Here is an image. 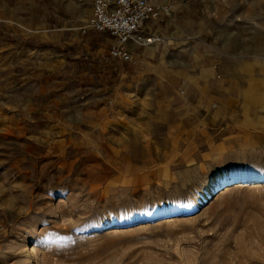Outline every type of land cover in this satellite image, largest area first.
Masks as SVG:
<instances>
[{"label":"rangeland","instance_id":"374dc122","mask_svg":"<svg viewBox=\"0 0 264 264\" xmlns=\"http://www.w3.org/2000/svg\"><path fill=\"white\" fill-rule=\"evenodd\" d=\"M153 1L172 14L169 3ZM89 4L93 0H0V264H264V136L216 160L177 159L169 167L155 150L156 164L136 176L135 154L105 157L98 143L90 153L50 145L37 157L19 127H1L10 121V43H28L36 56L64 23L86 36ZM75 45L60 50L78 56V71L47 70L42 82L69 80L81 98L90 59L83 44ZM103 61L121 60L109 51ZM126 63L145 68L138 60ZM14 85L13 91L21 89ZM40 115L28 118L36 123ZM74 123L68 121L71 134L87 132ZM95 131L101 138L102 127ZM121 157L126 169L120 172Z\"/></svg>","mask_w":264,"mask_h":264},{"label":"crops","instance_id":"0c3cea01","mask_svg":"<svg viewBox=\"0 0 264 264\" xmlns=\"http://www.w3.org/2000/svg\"><path fill=\"white\" fill-rule=\"evenodd\" d=\"M164 1L172 6L171 16L150 21L141 40L128 44L144 62L142 70L121 61L106 65L115 39L96 30L81 36L65 23L50 32V45L36 56L28 43H10V121L1 127H19L37 157L50 145L66 153L86 147L90 153L98 143L105 157L135 154L136 176L156 164L155 150L169 167L177 159L216 160L264 136V0ZM88 6L85 21L92 15ZM150 35L163 40L147 43ZM67 43L83 44L89 54L81 98L69 80L42 82L47 70L66 69L69 76L78 71V56L60 50ZM14 84L21 89L13 91ZM64 104L69 111L58 107ZM36 111L41 117L32 123L28 117ZM68 121L87 132L71 134ZM100 126L103 135L97 138Z\"/></svg>","mask_w":264,"mask_h":264},{"label":"built area","instance_id":"2783aa9c","mask_svg":"<svg viewBox=\"0 0 264 264\" xmlns=\"http://www.w3.org/2000/svg\"><path fill=\"white\" fill-rule=\"evenodd\" d=\"M168 5L153 0H93L92 15L83 26L84 32L96 30L107 32L114 39L110 48V58L136 63L128 44L133 39L141 40L139 34L150 21H159L170 16ZM160 37L150 35L147 43L160 41Z\"/></svg>","mask_w":264,"mask_h":264},{"label":"bare ground","instance_id":"6f19581e","mask_svg":"<svg viewBox=\"0 0 264 264\" xmlns=\"http://www.w3.org/2000/svg\"><path fill=\"white\" fill-rule=\"evenodd\" d=\"M263 34V33H262ZM231 47V46H230ZM254 55V54H253ZM255 56V55H254ZM256 60V59H255ZM240 69V68H239ZM254 72V71H253ZM254 74V73H253ZM264 74V73H263ZM263 77V76H262ZM247 78V77H246ZM245 78V79H246ZM234 79V78H233ZM241 83V82H240ZM238 84V83H237ZM247 84V83H246ZM240 87V86H239ZM259 87V86H258ZM241 91V90H240ZM259 91V90H258ZM239 92V91H238ZM239 94V93H238ZM84 139V138H83ZM119 139V138H118ZM72 140V139H71ZM123 141V140H122ZM110 143V142H109ZM113 147V146H112ZM127 149V148H126ZM122 157L120 158V162L119 163H122L121 161H122ZM124 162V161H123ZM128 162V161H127ZM130 163V162H129ZM121 166H120V172L121 171H123V169H126L125 167H123L124 165H123V163L122 164H120ZM122 169V170H121ZM134 172V171H133ZM125 174H127V173H125ZM121 175V174H120ZM128 176H129V174H128ZM127 178V177H126ZM230 179H239V180H243V179H245L244 177H241V178H230ZM129 182V181H128ZM220 182H222L223 184H225V183H227L228 182V179H225V180H219L218 182H216V185L217 184H220ZM210 193H212V189L210 188L209 190H208ZM204 197H206L207 198V193H205L204 194Z\"/></svg>","mask_w":264,"mask_h":264}]
</instances>
